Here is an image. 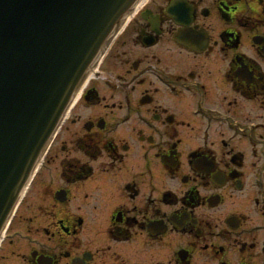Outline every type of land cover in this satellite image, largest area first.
I'll list each match as a JSON object with an SVG mask.
<instances>
[{"label": "flooded vegetation", "instance_id": "flooded-vegetation-1", "mask_svg": "<svg viewBox=\"0 0 264 264\" xmlns=\"http://www.w3.org/2000/svg\"><path fill=\"white\" fill-rule=\"evenodd\" d=\"M49 155L60 173L43 196L67 205L44 229L65 242L21 264H264V0H143L68 109L0 258Z\"/></svg>", "mask_w": 264, "mask_h": 264}, {"label": "water", "instance_id": "water-1", "mask_svg": "<svg viewBox=\"0 0 264 264\" xmlns=\"http://www.w3.org/2000/svg\"><path fill=\"white\" fill-rule=\"evenodd\" d=\"M143 0H0V237L64 115Z\"/></svg>", "mask_w": 264, "mask_h": 264}, {"label": "rangeland", "instance_id": "rangeland-1", "mask_svg": "<svg viewBox=\"0 0 264 264\" xmlns=\"http://www.w3.org/2000/svg\"><path fill=\"white\" fill-rule=\"evenodd\" d=\"M127 35L129 34L123 36ZM122 39L111 49L104 63V67L111 72H116L124 66L120 61V58L117 56V52L123 48ZM107 85L105 83V88L109 89L110 87ZM48 159L45 166H41L38 176L27 194L24 205L20 209L15 220L12 222L11 230H15L12 232L14 233V240L12 243L9 241L5 243L3 249L4 256L0 258V264H21L22 260L20 255H17L18 252L26 251L33 246L38 248L44 246L57 248L60 243L65 242L64 237H60V240L56 237H51L50 231L47 232L44 229L45 226H53L52 221L54 218V209L64 210L67 205H57L55 208H51L50 205L52 204V198L48 199L43 196L44 193H50L51 189L47 184L57 181L59 179L57 174L60 173L58 167L60 157L59 159L54 160L51 159V156L49 155ZM39 195H41L40 199H38ZM38 203L39 206H37ZM70 208L74 209L75 205L70 204Z\"/></svg>", "mask_w": 264, "mask_h": 264}]
</instances>
